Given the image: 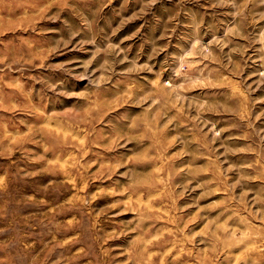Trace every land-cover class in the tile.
<instances>
[{
	"label": "rangeland",
	"instance_id": "rangeland-1",
	"mask_svg": "<svg viewBox=\"0 0 264 264\" xmlns=\"http://www.w3.org/2000/svg\"><path fill=\"white\" fill-rule=\"evenodd\" d=\"M0 264H264V0H0Z\"/></svg>",
	"mask_w": 264,
	"mask_h": 264
}]
</instances>
